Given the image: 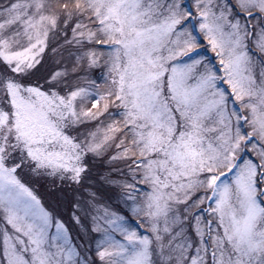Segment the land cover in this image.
I'll use <instances>...</instances> for the list:
<instances>
[{
    "label": "snow or ice",
    "instance_id": "obj_1",
    "mask_svg": "<svg viewBox=\"0 0 264 264\" xmlns=\"http://www.w3.org/2000/svg\"><path fill=\"white\" fill-rule=\"evenodd\" d=\"M0 264H264V0H0Z\"/></svg>",
    "mask_w": 264,
    "mask_h": 264
}]
</instances>
